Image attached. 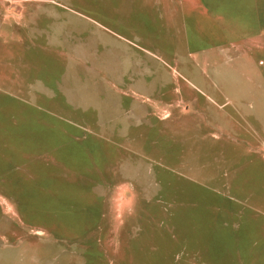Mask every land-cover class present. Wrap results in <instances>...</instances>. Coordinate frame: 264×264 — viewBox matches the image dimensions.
Instances as JSON below:
<instances>
[{
	"label": "rangeland",
	"instance_id": "rangeland-1",
	"mask_svg": "<svg viewBox=\"0 0 264 264\" xmlns=\"http://www.w3.org/2000/svg\"><path fill=\"white\" fill-rule=\"evenodd\" d=\"M0 264H264V0H0Z\"/></svg>",
	"mask_w": 264,
	"mask_h": 264
}]
</instances>
